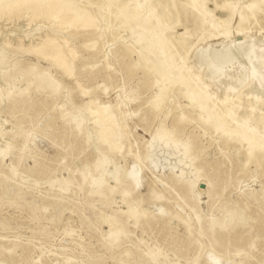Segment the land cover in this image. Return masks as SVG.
Listing matches in <instances>:
<instances>
[{
    "label": "rangeland",
    "instance_id": "obj_1",
    "mask_svg": "<svg viewBox=\"0 0 264 264\" xmlns=\"http://www.w3.org/2000/svg\"><path fill=\"white\" fill-rule=\"evenodd\" d=\"M59 1L92 21L0 14V264H264V151L249 157L246 144L205 124L200 92L169 84L143 41L163 33L178 60L188 46L185 66L222 102L264 72V2L244 10L245 23L236 15L224 38L199 3L225 21L224 3L240 11L251 0ZM49 38L72 71L36 53ZM231 41L258 48L227 66L205 60ZM135 166L137 184L127 175ZM230 214L243 220L226 224Z\"/></svg>",
    "mask_w": 264,
    "mask_h": 264
},
{
    "label": "bare ground",
    "instance_id": "obj_2",
    "mask_svg": "<svg viewBox=\"0 0 264 264\" xmlns=\"http://www.w3.org/2000/svg\"><path fill=\"white\" fill-rule=\"evenodd\" d=\"M261 2H264V0H251L250 2L246 1V3L244 4L243 8L240 9V11H236L235 2L232 1V2L224 3L222 8H230L233 11L232 19L225 20V21L216 20L215 16L212 15V12L205 11V7H206L205 4L203 3L201 5L199 3L200 16H201L203 22L210 21L209 26L212 30L219 29L220 27L224 28L225 32H223L222 35L224 36V38L225 37L229 38V36H230L229 29H230V26L232 24L234 17L236 15L240 14L242 23L247 22L250 17L243 13L244 10L245 11L246 10H253V7L256 6L257 4L261 3ZM137 4H138V2H137ZM139 7H140V5H139ZM139 7L137 9H139ZM17 9H26V10H33V11L44 9L47 13H49V16L53 19L54 18L58 19V17H60V16H62V18L63 17L68 18L69 17L75 24H81L80 26H83L85 28L92 21V18L89 16V14L84 9H81V8L75 6L74 3H72V2H67L65 4H62V1H59V0H0V14L1 15L8 13V12L16 11ZM140 10H144V9H140ZM150 10H151V8H150ZM144 11L145 12L143 14L146 13V10H144ZM101 16H102V14H101ZM114 21H116V20H114ZM154 31H157V30H154ZM238 34L243 35V31L239 29ZM131 35H132V33H131ZM189 37H187V35L185 33L180 34V38H182L184 40H186V39L188 40ZM130 38H131V36H130ZM247 39H248V36H247ZM138 40H139V38H137V41ZM143 41L145 44L147 43L145 48H147L148 54H150L151 56L153 55L155 57L154 58L156 61L154 64L155 67L159 68L160 73L166 77L169 84L174 85L177 89L184 88L186 90V94H188L190 91L200 92L201 101L199 103H197L196 106L203 113L204 116H201V119L205 122V124L209 125L212 129L219 132L223 136L227 137L228 140L236 142L238 145L246 144L249 147V157H253L258 152L264 151V114H262V116L260 118H258V117L256 118V109L257 108L259 109L260 106L264 107V72L255 73L254 76H252L253 78H251L252 81H251L250 85L248 87H246V89H245V87L244 88L242 87L245 90L242 89V90H240L241 92L240 91L235 92V90H233V92L231 91V93H229V94L233 95V97L228 95L224 101L219 102L215 96L210 95L208 93V90H207L208 87L207 86L201 85L202 82L200 83V81H199L200 78L197 77L196 75H193L191 70L185 66L184 60H185V56L189 52V49L187 48L188 46L187 47L185 46L183 48L184 53L181 56L178 55L180 57L178 60L173 56L172 49L167 47V45H166L167 40H166L165 36L163 35V33L152 34L150 36L148 42L146 41V39H143ZM254 41H255V39H254ZM65 43L68 44V41L65 40ZM134 43H135V41H134ZM142 43H140V45ZM250 44H252V43H250ZM245 46H246V44L244 45V47ZM255 46L256 45L254 43V47ZM244 47H243L242 41H240V42L233 43V45H229L227 47H223L220 49H217V48L210 49V47H209V50L206 53L203 50V52H204L203 54H204L205 60H209V59L213 58V59L217 60L218 65L223 64L224 66H227L226 64L230 63L231 58H233V60L235 61V59H237V57L240 54H242V52H243L242 50H244ZM248 47L250 48V50L258 48V47L252 48L249 46V44H248ZM245 48H247V47H245ZM249 48H247V49H249ZM63 49L64 48H62V45L57 43V41L53 38H49L48 40H45L40 47L34 48V50L36 51V53L39 56H42V57L49 59V60H53L57 64L60 63L62 65V67L67 68V70L72 71L73 68L70 67L68 54L65 53L63 51ZM175 50H177V49H175ZM254 51H256V50H253V52ZM75 56H76V54H75ZM142 57H143V55H142ZM259 58H260V56H259ZM179 61H181V62L179 63ZM207 62H209V61H207ZM254 62H257V60ZM261 62H262V60H261ZM233 63L234 62H231V64H233ZM259 64H260V62H259ZM260 66L262 67V65H260ZM233 67H234V65H233ZM233 67H231V68H233ZM251 67H252V65H251ZM241 68L235 70V73L233 75V77H234L233 79H239L242 76L243 69H241ZM256 69H257V67H256ZM259 69L261 71V68H259ZM32 70L35 73H39L38 72L39 69L36 65L32 66ZM226 72H228V71H226ZM250 72H252V71H250ZM9 73L10 72H7V74H9ZM39 75L45 81H47L49 83V85L56 87V88L59 87L58 82L53 78L52 75H49L47 72H44V71L39 73ZM22 76L23 75H21V77ZM246 78H248V77H246ZM211 81H212V79H211ZM222 90L228 93L227 90H225V89H222ZM243 96H246L248 98V100L253 99L255 101V104L257 105L256 108L254 105H252L250 103L248 106H246L245 103L243 102ZM158 97H156V98L159 99ZM209 103H213L214 106L210 107L211 105L209 106ZM106 108H107V106L104 105L102 107L103 111H106ZM157 108H158V106H157ZM91 113L93 115L96 114V112H93V111H91ZM109 119L110 118L107 114H103V116L101 117V121L103 123H107L109 121ZM116 137H117V135H116ZM160 137H162L161 134L158 135L157 139H160ZM0 151H2V150H0ZM100 167H101V165H100ZM101 174L102 175H101L99 182H102L101 180L103 179V177L105 178L104 174L103 173H101ZM127 175L132 179V181H134V183L137 184V182L139 180L138 179L139 170H138L137 166H135L132 169V171L129 172ZM113 177H114V175H113ZM97 181H96V183H97ZM96 183L94 182V186L96 185ZM102 183H99V184L97 183V184L99 186ZM241 220H243L242 217H240V216L235 217V216L230 214L226 219V224L229 222H232V221L237 224V223H240ZM213 226H214V224H211L209 226V228L207 229V232L211 231L213 229ZM212 255H213V253H212ZM211 258H213V257H211Z\"/></svg>",
    "mask_w": 264,
    "mask_h": 264
}]
</instances>
